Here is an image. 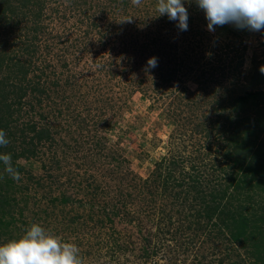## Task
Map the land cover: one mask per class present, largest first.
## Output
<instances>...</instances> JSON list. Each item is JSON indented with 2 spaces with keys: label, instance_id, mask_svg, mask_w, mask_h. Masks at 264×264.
Here are the masks:
<instances>
[{
  "label": "rangeland",
  "instance_id": "obj_1",
  "mask_svg": "<svg viewBox=\"0 0 264 264\" xmlns=\"http://www.w3.org/2000/svg\"><path fill=\"white\" fill-rule=\"evenodd\" d=\"M23 1L0 0V131L8 141L0 154L18 175L0 161V244L38 224L75 245L81 264H264V234L233 245L222 228L216 237L186 230L197 222L182 213L191 203L177 206L158 176L166 179L175 161L225 183L211 166L232 165L222 159L238 141L228 126L233 98L261 73L264 30L210 31L194 0H185L187 31L158 17L157 0ZM153 57L158 66L146 71ZM51 69L64 75L57 80ZM261 82L254 89L264 74ZM31 121L52 138L21 136Z\"/></svg>",
  "mask_w": 264,
  "mask_h": 264
},
{
  "label": "trees",
  "instance_id": "obj_2",
  "mask_svg": "<svg viewBox=\"0 0 264 264\" xmlns=\"http://www.w3.org/2000/svg\"><path fill=\"white\" fill-rule=\"evenodd\" d=\"M24 5L29 1H23ZM23 5V6H24ZM77 44H74L72 48H77ZM49 49V48H48ZM17 65H15V68ZM65 68L69 66L64 65ZM235 73L232 74L237 80L243 78V73L239 72V67L236 66ZM54 72V73H53ZM52 75L57 77V80L61 78L64 73H58L51 69ZM262 73H259L257 70L253 75V85L260 86ZM43 78L39 79L41 82ZM12 81V79H7L3 87L8 86L7 81ZM14 81V80H13ZM12 81V82H13ZM36 82L35 84L31 83L29 88L33 92L43 94V91L40 90L41 84ZM59 81L53 82L57 87H60ZM242 93L233 98V109L237 112L236 117L232 118L229 123L230 134L238 139L232 149L233 153L224 155L222 162H231L232 165H222L221 161H217L216 165H212L211 169L218 178L223 176L224 184H219V182L214 184V180L211 179L209 174L206 171H202L197 167L193 166L184 172L182 166L179 162L172 161L167 167V177L163 179L160 173L159 178L163 182L162 191H166V194L176 195L179 202V207H186L189 203L191 205L188 207L190 212H182L188 214L186 217L196 220L195 223L190 221V224L187 226L186 230L195 231L198 230L202 234L207 236L216 237L220 232L226 231L227 234L225 237L226 242H230L233 245H249L251 243L252 237L259 236L264 234V203H259L256 201L257 189L264 193V87L248 89L245 86H242ZM14 88L12 92L23 91L15 85H10ZM2 87V88H3ZM51 89V88H50ZM20 90V91H19ZM27 90L29 91L28 87ZM26 91V94L27 92ZM20 106V105H19ZM20 110L18 115L20 116ZM63 114L62 112H59ZM7 115V119H8ZM62 116V115H61ZM10 118H12L10 114ZM6 119V120H7ZM226 125V124H225ZM38 123L31 121L26 129H23L21 136H26L25 131H30L37 133ZM226 129V128H225ZM218 130V129H217ZM40 131V130H39ZM221 131V130H219ZM227 133V129H226ZM224 133V134H226ZM263 135L261 138V143L256 146H250L246 144L250 136ZM40 138H52L50 130L43 128L39 133L36 134V137ZM36 138L32 139L30 145L34 144ZM228 141V137H226ZM224 139V140H226ZM207 148L210 149V145H207ZM221 148H224L221 145ZM227 149V148H226ZM200 156L197 158L199 159ZM201 159V158H200ZM211 162V161H210ZM229 168H238L236 172L227 174V169ZM240 174V175H239ZM210 177V179H209ZM212 180V181H211ZM158 180L155 182L157 184ZM160 182V183H162ZM171 190H174V193H170ZM178 192H175V191ZM153 194H159L157 189ZM255 193V194H254ZM261 193V194H262ZM261 194L258 196L260 198ZM163 193H160L162 196ZM5 198L2 200L3 208H6L9 205H6ZM1 217V216H0ZM216 224H215V223ZM218 228V232L215 236V229ZM182 232V231H181ZM233 248H227L226 252L229 254L233 251ZM255 260H259L260 256L251 253V256ZM257 258V259H256ZM222 264L224 260H221ZM257 264H260L257 262Z\"/></svg>",
  "mask_w": 264,
  "mask_h": 264
},
{
  "label": "clouds",
  "instance_id": "obj_3",
  "mask_svg": "<svg viewBox=\"0 0 264 264\" xmlns=\"http://www.w3.org/2000/svg\"><path fill=\"white\" fill-rule=\"evenodd\" d=\"M132 3L138 6L141 0H132ZM194 3L204 13L210 31L224 25L252 32L264 30V0H194ZM155 10L158 17L166 16L175 22L180 31L188 30L189 13L185 0H157ZM157 66V58L153 57L147 61L145 70ZM260 72L264 74V66ZM7 143L5 133L0 131V146ZM0 161L13 178H18L10 165V156L0 154ZM0 264H81V260L75 245L62 242L40 225L33 224L22 237L0 244Z\"/></svg>",
  "mask_w": 264,
  "mask_h": 264
}]
</instances>
